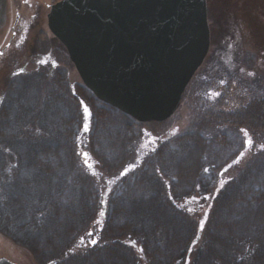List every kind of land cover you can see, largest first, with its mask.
Returning <instances> with one entry per match:
<instances>
[{"label": "trees", "instance_id": "16d2710c", "mask_svg": "<svg viewBox=\"0 0 264 264\" xmlns=\"http://www.w3.org/2000/svg\"><path fill=\"white\" fill-rule=\"evenodd\" d=\"M4 3L0 0V14ZM37 49L41 50L39 45ZM42 59L38 67L12 76L0 102V146L8 150L5 153L2 149L0 157L10 161V170L35 181L42 194L40 206L34 208L39 212L32 215L34 234L29 243L36 261L139 264L138 249L127 242L131 238L146 259L144 264H264V149L236 167L215 192L194 255L190 253L195 222L171 201L173 196L192 192L200 169L213 165L217 157L222 159L225 144L236 140L237 146L241 143L240 137L233 141L231 133L206 135L199 130L207 126L205 123H221L251 134L264 131V91L236 108L225 109L216 102L199 120L201 125L176 133L162 141L153 154L142 158L109 192L104 223L93 243L91 237H78L77 233L85 218L92 221L97 215L98 191L75 170L74 182L65 178L73 165V143L82 115L80 99L72 97L53 60ZM87 98L95 108L91 112L89 145L93 153L103 154V168L112 174L131 154L141 122L93 95ZM114 139L124 143L119 156L103 152L105 141ZM233 149L237 151V147ZM63 191H70V195ZM240 252L243 255L238 259L236 254Z\"/></svg>", "mask_w": 264, "mask_h": 264}, {"label": "rangeland", "instance_id": "374dc122", "mask_svg": "<svg viewBox=\"0 0 264 264\" xmlns=\"http://www.w3.org/2000/svg\"><path fill=\"white\" fill-rule=\"evenodd\" d=\"M54 1L56 0H5L0 14V102L12 76L20 71H30L34 65L38 67V63L40 65L44 57L53 60L54 69L73 93L72 97L80 99L82 115L78 134L73 143V165L65 178L67 182H74L72 176L75 170L77 174L85 177L83 181L86 180L91 189L93 187L98 191V199H95L96 202L99 200L97 215L92 221L89 217L85 218L77 233L78 237H91L89 241L93 242L96 241L93 238L97 239L104 223V206L109 192L142 158L153 154L162 141L171 139L176 133L195 124L201 125L199 120L204 118L205 112L216 102H220L225 109L233 106L236 108L240 102H245L252 95L262 94L264 0H205L210 44L203 62L187 83L178 107L167 119L140 123L136 128L139 133L131 146V154L112 174L106 173L103 168L105 167L103 154L99 151L93 153L89 145L91 112L95 108L87 95L93 94L82 84L64 46L47 28L48 4ZM38 45L41 50L37 49ZM81 87L86 89L85 93H82ZM48 96H51L50 93ZM119 118L124 122L122 117ZM50 121L51 119H48V122ZM205 124L207 126H202L203 129L199 130H203L206 135L231 133L234 135L233 141L240 137L241 143L237 146L236 140L234 144H225L222 148L225 154L223 158L217 157L213 165L206 164L200 169L195 183L191 186V193L171 197L172 204L195 222L196 231L190 253L193 255L201 243L199 240L211 210L212 198L223 180L236 167L246 163L252 153L264 149V131L251 134L244 129L221 123ZM249 140L251 144L247 143ZM110 141H105L103 152L119 156L124 143L119 139ZM235 147L237 151L233 149ZM2 149L4 148L0 146V156L4 153ZM4 151L8 152L6 149ZM2 162L5 163L3 168ZM11 167L8 159L0 157V255L19 264H46L36 261L29 247L34 234L31 228L32 215L36 211L39 212L37 209L34 211V208L36 205V208L40 206L38 202L42 198L41 190L29 176L23 177L22 172L16 173L14 169L10 170ZM125 168L129 171L121 175ZM60 188L64 190V187ZM65 191L64 194L70 195V191ZM201 221L204 222L203 230L200 227ZM127 242L135 250L138 249V253L136 252L138 263H146L136 245L137 242L131 238L127 239ZM242 255L243 252H240L236 257L239 259ZM169 264H174V261Z\"/></svg>", "mask_w": 264, "mask_h": 264}, {"label": "water", "instance_id": "95a60500", "mask_svg": "<svg viewBox=\"0 0 264 264\" xmlns=\"http://www.w3.org/2000/svg\"><path fill=\"white\" fill-rule=\"evenodd\" d=\"M46 25L82 84L141 122L176 110L210 43L205 0H56Z\"/></svg>", "mask_w": 264, "mask_h": 264}, {"label": "snow or ice", "instance_id": "6c2138e0", "mask_svg": "<svg viewBox=\"0 0 264 264\" xmlns=\"http://www.w3.org/2000/svg\"><path fill=\"white\" fill-rule=\"evenodd\" d=\"M85 112H86V114H87V109H85ZM85 130H87V125H85ZM242 131H243V130H242ZM245 134H247V133H245ZM247 143L251 144V141L249 140V141H247ZM241 155H243V154H241ZM237 162H238V161H237ZM128 171H129V169H128V168H125L124 171L121 173V175H125ZM203 225H204V222L201 221V225H200L201 230H203ZM93 243H95V241H93Z\"/></svg>", "mask_w": 264, "mask_h": 264}]
</instances>
